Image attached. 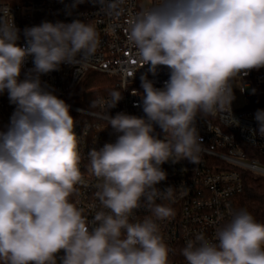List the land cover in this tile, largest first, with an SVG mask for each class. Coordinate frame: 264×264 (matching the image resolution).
Listing matches in <instances>:
<instances>
[{"label": "clouds", "instance_id": "1", "mask_svg": "<svg viewBox=\"0 0 264 264\" xmlns=\"http://www.w3.org/2000/svg\"><path fill=\"white\" fill-rule=\"evenodd\" d=\"M84 2L73 0L68 14ZM10 12L0 6V95L14 105L0 127V264H172L175 251L158 222L175 212L157 201L174 202L177 187H157L167 179L162 165L200 163L198 116L220 114L238 125L233 89L244 91V77L264 68V0H153L129 20L139 68L156 76L164 67L168 79L156 87L141 75L143 91L133 94L142 117L110 114L123 99L119 90L91 100L99 110L91 114L113 137L87 151L98 200L91 219L74 199L90 183L78 121L42 77L65 64L79 76L100 35L86 19L42 21L23 29L21 43ZM255 120L253 136L264 137V110ZM140 210L149 214L141 219ZM229 216L211 239L199 232L187 241L186 264H264V223L243 208Z\"/></svg>", "mask_w": 264, "mask_h": 264}, {"label": "built area", "instance_id": "2", "mask_svg": "<svg viewBox=\"0 0 264 264\" xmlns=\"http://www.w3.org/2000/svg\"><path fill=\"white\" fill-rule=\"evenodd\" d=\"M73 0H0V6L10 9L15 25L21 29V43H23V29L39 25L42 21H63L70 23L75 19L92 23L99 35L100 45L96 55L76 75V67L61 65L59 71L51 72L42 77L61 99L71 106V115L77 119L76 132L81 137V150L85 156L82 171L86 179L90 180L87 188H80V195L75 197L92 218L91 205H97L95 196V181L86 171L87 151L89 148L102 146L113 139L105 121L91 113L98 109H91V100L107 98L113 90L123 92V99L110 114L126 112L143 116L140 106V96L133 94L134 90L142 92L141 75L147 73L156 87H163L168 79V70L161 67L156 76L148 73V66L140 67L135 49L128 41L129 20L144 6L150 5L153 0H103V7L92 0H85L68 14L67 5ZM111 5V7H109ZM32 67L29 60L25 69ZM139 68V69H138ZM98 73L107 77L104 92L87 98L86 106L76 102L75 90L80 86L88 73ZM134 74V75H133ZM239 86V82H238ZM126 89V90H125ZM237 91L243 95L246 105L239 107L232 102V114L239 122L232 121L231 117L208 116L197 117L196 126L203 141L200 163L194 165L187 160L179 163H165L162 165L167 173V179L157 187L164 189L167 186L176 188L177 198L167 203L174 210V217L158 222L161 235L165 242L175 251L170 255L172 264H186L180 254L189 239L203 232L211 239L217 226L230 219L229 213L236 211V197L243 192L245 175L252 174L264 178V137L252 134L258 129L255 113L264 110V68L251 70L244 77V91L238 87ZM82 110V112L80 111ZM14 111L7 94L0 95V127L9 122ZM157 132L159 129L157 128ZM140 210L137 215L142 219L148 215Z\"/></svg>", "mask_w": 264, "mask_h": 264}, {"label": "trees", "instance_id": "3", "mask_svg": "<svg viewBox=\"0 0 264 264\" xmlns=\"http://www.w3.org/2000/svg\"><path fill=\"white\" fill-rule=\"evenodd\" d=\"M103 79L105 76L102 74L88 73L77 88L76 102L86 106L87 97L93 98L103 93L106 84ZM242 208L249 211L258 222L264 223V178L245 175L244 190L236 197V211Z\"/></svg>", "mask_w": 264, "mask_h": 264}, {"label": "rangeland", "instance_id": "4", "mask_svg": "<svg viewBox=\"0 0 264 264\" xmlns=\"http://www.w3.org/2000/svg\"><path fill=\"white\" fill-rule=\"evenodd\" d=\"M147 5V4H146ZM104 78V77H103ZM105 82H107V77H105V79H103ZM238 86V85H237ZM238 87H234L233 91H234V95H235V99L233 100L234 104L239 107H242L244 105H246V100L243 97V95H241L238 91H237ZM78 91V89L75 90V93ZM89 99H91V97H87Z\"/></svg>", "mask_w": 264, "mask_h": 264}]
</instances>
